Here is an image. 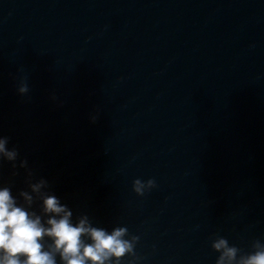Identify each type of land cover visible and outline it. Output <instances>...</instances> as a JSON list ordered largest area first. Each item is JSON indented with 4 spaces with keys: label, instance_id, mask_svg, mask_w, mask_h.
<instances>
[{
    "label": "clouds",
    "instance_id": "clouds-1",
    "mask_svg": "<svg viewBox=\"0 0 264 264\" xmlns=\"http://www.w3.org/2000/svg\"><path fill=\"white\" fill-rule=\"evenodd\" d=\"M27 84L22 83L19 92L26 93ZM9 138L0 136V161H8L15 168L19 152L9 148ZM19 167L28 168L27 160H20ZM28 171L26 183L29 190H21L19 203L10 187H0V264H116L126 254L135 255L134 246L139 237L128 236L126 227H94L87 215H81L73 222V211L50 194L48 182L41 178L33 182ZM155 186V181L140 179L133 181V190L144 195ZM39 200L40 213L30 211ZM45 238L52 243L45 246ZM212 248L219 253L216 264H264V243L256 240L254 251L241 254L235 245H230L224 237H217Z\"/></svg>",
    "mask_w": 264,
    "mask_h": 264
}]
</instances>
